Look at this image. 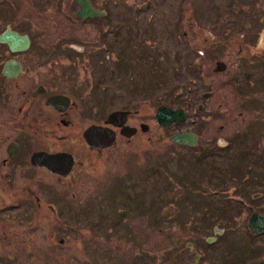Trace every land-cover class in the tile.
Segmentation results:
<instances>
[{
    "label": "rangeland",
    "instance_id": "1",
    "mask_svg": "<svg viewBox=\"0 0 264 264\" xmlns=\"http://www.w3.org/2000/svg\"><path fill=\"white\" fill-rule=\"evenodd\" d=\"M15 1L20 27L58 43L52 57L69 41L89 48L75 66L97 83L99 104L139 107L131 120L149 130L109 150L92 182L96 212L73 210L66 226L20 225L7 263L264 264V233L246 226L264 213V0H92L109 13L90 24L49 12L61 4ZM158 104L183 107L184 119L162 126L148 113ZM176 131L198 132L200 145H177ZM214 227L224 234L208 243Z\"/></svg>",
    "mask_w": 264,
    "mask_h": 264
},
{
    "label": "flooded vegetation",
    "instance_id": "2",
    "mask_svg": "<svg viewBox=\"0 0 264 264\" xmlns=\"http://www.w3.org/2000/svg\"><path fill=\"white\" fill-rule=\"evenodd\" d=\"M88 1L94 10L103 13L82 18L78 14L81 9L78 0H37L32 8L46 10L61 4V9L53 6L49 12L62 13L72 24H76V19L82 21L77 24L89 23L88 19L109 13L107 5L96 9L93 1ZM66 2L69 6L65 13ZM15 10H18L15 0H0V34L11 32L27 39L0 41V264H8V259L18 254L15 242L19 240L20 225L21 229L33 224L66 226L70 225L73 210L96 212L98 203L91 201L92 182L98 180L96 174L109 150L149 130L147 122L131 120L139 114V107L108 106L109 98L99 104L103 95L100 98L96 93L97 83L91 80V74L84 77L75 66L82 60L74 56L89 48L69 41L60 50L64 57H52L58 43L39 42L37 33L41 28H31L24 22L26 28L20 27ZM261 50L258 57L264 55V49ZM101 91L105 93L103 88ZM160 105L151 107L148 113L152 111L154 117ZM113 112L119 113L107 122ZM92 125L113 135V140L102 147L88 143L84 133ZM124 126L132 127L131 135L121 132ZM180 132L192 131L173 133ZM193 132L197 145L186 147L200 145L199 133ZM225 141L224 146H229L227 138ZM83 194L87 195V203L79 201ZM54 236L50 233V238Z\"/></svg>",
    "mask_w": 264,
    "mask_h": 264
},
{
    "label": "water",
    "instance_id": "3",
    "mask_svg": "<svg viewBox=\"0 0 264 264\" xmlns=\"http://www.w3.org/2000/svg\"><path fill=\"white\" fill-rule=\"evenodd\" d=\"M81 9L78 12L79 16L86 17V16H94L103 13V11L98 12L94 10L88 0H78ZM0 41H7V42H17V41H27V39L23 36H18L16 33L11 32H5L0 34ZM225 64L221 61H217L215 65V70L221 71L224 68ZM119 112H113L108 115V120L115 117ZM122 113V112H120ZM154 116L156 120L161 125H166L172 121H180L184 118L185 113L183 108L179 107L176 109H172L169 106L166 105H160L156 112L154 113ZM132 129V127L124 126V129L121 130V132L126 133L127 136L132 134V131H129ZM84 136L88 143L95 144L98 146H106L108 142H111L113 140V135L111 134H105L99 126L92 125L89 129L86 130L84 133ZM169 139L171 141L186 144V145H194L196 143V136L193 132H180V133H174L170 135ZM103 144V145H102ZM247 228L252 230L255 234H261L264 232V215L258 213V212H252L248 219H247ZM217 227H214V232H219ZM215 236L208 237L207 240L210 242L211 240H214ZM189 246L191 247V243L189 242ZM199 254L195 255V260H197Z\"/></svg>",
    "mask_w": 264,
    "mask_h": 264
},
{
    "label": "trees",
    "instance_id": "4",
    "mask_svg": "<svg viewBox=\"0 0 264 264\" xmlns=\"http://www.w3.org/2000/svg\"><path fill=\"white\" fill-rule=\"evenodd\" d=\"M257 192H259V191H257ZM257 192H256V193H257ZM254 193H255V192H253L252 194H254ZM250 194H251V193H250ZM252 196H253V195H252Z\"/></svg>",
    "mask_w": 264,
    "mask_h": 264
}]
</instances>
